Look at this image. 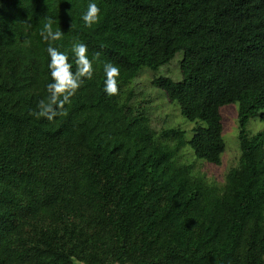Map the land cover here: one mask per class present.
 Wrapping results in <instances>:
<instances>
[{"label":"trees","instance_id":"1","mask_svg":"<svg viewBox=\"0 0 264 264\" xmlns=\"http://www.w3.org/2000/svg\"><path fill=\"white\" fill-rule=\"evenodd\" d=\"M0 0V264H264V0ZM51 20L58 39L46 38ZM83 43L91 75L79 76ZM79 87L49 121L48 47ZM176 55L161 91L193 125L155 130L129 87ZM106 64L119 69L104 91ZM237 106L239 157L222 188L180 162L225 152L220 109Z\"/></svg>","mask_w":264,"mask_h":264},{"label":"rangeland","instance_id":"2","mask_svg":"<svg viewBox=\"0 0 264 264\" xmlns=\"http://www.w3.org/2000/svg\"><path fill=\"white\" fill-rule=\"evenodd\" d=\"M181 55H176L174 60L158 72H151L143 69L136 79L130 84V88L135 93L134 100L144 102L145 110L152 128L162 130L168 128H180L187 132V137H191L193 125L180 116L178 107L170 104L165 95L156 89L151 88V81L157 77L165 76L173 81H180L181 75L179 62ZM223 126V140L225 142V152L221 158V165L214 166L198 161L189 148L182 150L180 162L185 165H193L194 172L202 175L205 179L219 188L225 184V175L236 166L239 157L238 131H237V106L229 105L220 109ZM264 129V124L260 122L259 115L253 117L248 122L246 130L250 135L256 134ZM75 264H80L75 262Z\"/></svg>","mask_w":264,"mask_h":264},{"label":"clouds","instance_id":"3","mask_svg":"<svg viewBox=\"0 0 264 264\" xmlns=\"http://www.w3.org/2000/svg\"><path fill=\"white\" fill-rule=\"evenodd\" d=\"M99 8L95 0H89L87 10L82 14V21L86 27L98 21ZM52 21L49 20L45 24V30L47 33L46 38L58 39L61 37L62 33L58 29L53 31L51 28ZM86 46L83 43H77L73 46L72 52L76 59L77 64L80 66L78 75H91L92 64L86 56ZM47 53L49 56L48 68L50 76L52 79L51 83L47 84V90L49 92V97L47 103L44 101L40 102L39 111L36 113L38 116L46 117L51 121L56 115L57 111L54 109L53 105L58 107L62 106L64 103L69 101L74 91L79 87L80 81L77 78V74H74L70 69L72 65L68 62L69 57L65 52H60L54 47H48ZM105 72V88L104 91L109 95H114L117 91V81L116 76L119 73V69L112 65L106 64L104 68Z\"/></svg>","mask_w":264,"mask_h":264}]
</instances>
